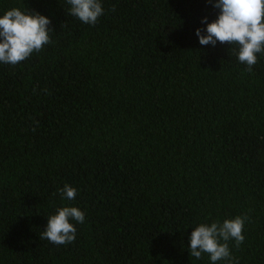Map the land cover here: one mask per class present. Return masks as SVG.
<instances>
[{"label":"trees","instance_id":"1","mask_svg":"<svg viewBox=\"0 0 264 264\" xmlns=\"http://www.w3.org/2000/svg\"><path fill=\"white\" fill-rule=\"evenodd\" d=\"M101 4L93 26L67 0H0V17L54 30L0 63V264H212L190 257L191 232L237 216L232 257L264 264V53L249 72L238 45H201L220 14L208 0ZM63 206L85 222L55 245L40 237Z\"/></svg>","mask_w":264,"mask_h":264},{"label":"clouds","instance_id":"2","mask_svg":"<svg viewBox=\"0 0 264 264\" xmlns=\"http://www.w3.org/2000/svg\"><path fill=\"white\" fill-rule=\"evenodd\" d=\"M71 5L70 14L85 24L95 25L104 15L101 0H67ZM213 4V0H208ZM213 7L220 10L218 18L209 23L204 18L201 23L206 29L196 30L199 43L203 46L217 43L238 45V60L247 65L251 72L257 64V54L264 53V0H216ZM115 10L114 8L112 9ZM51 20L39 13H26L20 8L8 10L0 17V63L17 65L39 53L45 45L50 44ZM206 31V35L204 34ZM64 199L74 200L77 189L65 185L60 189ZM248 216H237L195 227L190 236V257L197 259L202 254L210 257L212 264L226 261L227 264H238L232 257L230 241L239 247L245 241L243 235ZM85 222V213L73 206H63L56 214L47 218V227L41 239H47L55 245H68L75 242L77 228L71 222Z\"/></svg>","mask_w":264,"mask_h":264}]
</instances>
